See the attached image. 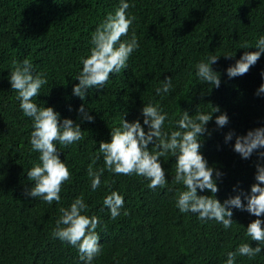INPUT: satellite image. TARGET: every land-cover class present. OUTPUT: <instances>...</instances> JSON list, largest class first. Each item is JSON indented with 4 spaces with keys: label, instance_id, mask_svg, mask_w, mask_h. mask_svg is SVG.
<instances>
[{
    "label": "trees",
    "instance_id": "trees-1",
    "mask_svg": "<svg viewBox=\"0 0 264 264\" xmlns=\"http://www.w3.org/2000/svg\"><path fill=\"white\" fill-rule=\"evenodd\" d=\"M127 2L128 15L136 19L120 42L130 40L134 31L139 48L126 69L110 74L102 89L90 88L82 100L73 94L81 61L90 55L96 28L120 0H0V264H86L76 247L52 235L60 209L80 196L88 206L82 214L100 221L96 231L101 252L92 264H226L227 253L235 252L241 243L257 246L246 235L248 224L256 219L247 211L233 207L229 229L179 211L176 200L186 189L173 180L176 158L170 154L161 157L167 184L155 190L147 187L149 181L143 177L115 175L105 169L100 187L92 191L88 167H105L99 142L110 141L111 129L120 126L123 118L143 125L144 105L159 106L167 113L164 130L168 132L179 130L177 122L184 111L195 118L197 112L211 113L219 106L229 122L218 127L215 116L220 113H214L206 125L211 135H205L200 147L209 166L223 173L217 180L216 198L223 203L250 192L256 182L255 165L264 161H258L255 153L243 159L233 146L237 135L264 127V93L256 94L264 83V53L245 75L230 78L227 68L245 51L258 50L256 43L264 36V0ZM245 43L250 48H242ZM211 56H219L211 65L220 73L219 88L197 76V65ZM25 59L31 61L34 77L42 75L48 81L33 102L52 107L61 123L72 119L85 137L68 146L54 142L71 179L62 185L61 201L51 205L26 195L34 183L27 172L41 163L40 153L32 151L33 120L23 114L9 80L15 65ZM166 77L171 78L172 88L157 95L156 88ZM82 104L92 122L78 112ZM230 131L234 135L226 143ZM149 150L156 149L149 145ZM112 191L124 199L115 220L103 205ZM197 192L212 195L208 190ZM241 199L247 203L243 195ZM235 264H264V245L254 258L237 255Z\"/></svg>",
    "mask_w": 264,
    "mask_h": 264
},
{
    "label": "clouds",
    "instance_id": "clouds-1",
    "mask_svg": "<svg viewBox=\"0 0 264 264\" xmlns=\"http://www.w3.org/2000/svg\"><path fill=\"white\" fill-rule=\"evenodd\" d=\"M130 4L127 0H120L119 6L114 12L108 13L96 28L92 36L90 55L83 58L82 70L76 77L78 83L73 87V94L84 99L87 91L92 88H101L107 83L110 74L120 73L127 68L130 56L139 48V42L133 31L130 40L120 42L122 36H127L135 16H129L127 10ZM119 44L117 47L116 45ZM242 48H250L245 43ZM257 51H245L234 65L227 68L228 77L245 75L254 66L264 53V36L256 43ZM226 58L233 55H224ZM219 56H211L208 62H200L197 65V76L203 82L212 87L219 88L221 84L220 73L211 65L217 62ZM15 63V62H14ZM32 63L23 60L17 64L10 73V84L18 93L20 109L26 117L33 120L30 144L32 151L39 152L41 163L28 170V179L34 182L26 195L37 198L51 205L53 201H61V188L65 181L71 179V173L67 165L58 155V149L54 142L68 146L83 141L84 135L79 124L72 119L64 118L60 122L59 113L52 107H38L33 102L40 89L48 81L42 75L32 74ZM264 77V71L261 72ZM211 87V88H212ZM172 88L171 78L166 77L162 87L156 88V94H167ZM264 93V83L257 89V95ZM78 112L84 120L93 121L82 104ZM218 127H223L229 122L226 113H221L219 106H214L211 113L197 112L192 118L187 111L177 122L179 130L165 131L164 124L167 113L159 106L152 104L142 108L143 125L139 120L129 122L122 120L120 126L111 129V140L99 142V152L103 154L104 168L94 170L90 164L88 175L91 177L92 191H96L101 185L100 177L105 169L115 175L131 176L133 174L149 181V189L164 188L167 184L165 169L161 163V157L169 154L176 158V171L173 180L176 184H182L186 190L179 193L176 207L181 213H195L201 221L214 220L221 224L224 229L231 228L233 224L232 208L247 211L256 217L246 228V235L257 246L251 247L249 243H241L235 252L227 253L226 264H235L237 255L254 258L261 253V245H264V163L257 162L255 183L251 185L250 192H241L229 197L221 203L216 198L219 191L217 180L223 175L221 171L209 166L206 158L200 152L201 141L205 135H211L206 125L213 119ZM147 126V131L145 127ZM234 133L225 135V142L231 141ZM149 145L155 147V151L149 150ZM233 150L243 159H249L255 153L258 161H264V127L250 129L244 135H237ZM97 155L95 160H99ZM95 160L93 163H95ZM208 190L212 195H198ZM243 195L247 203L241 199ZM103 205L110 210L111 219L120 216V210L124 207V199L117 191H112L103 199ZM88 206L83 196L73 200L68 208H61L62 215L56 221L57 227L52 235L62 242L76 247L82 260L86 264H92L95 256L100 254L101 247L98 243L99 233L96 231L100 221L96 216H87L85 213ZM127 211L124 215H127Z\"/></svg>",
    "mask_w": 264,
    "mask_h": 264
}]
</instances>
